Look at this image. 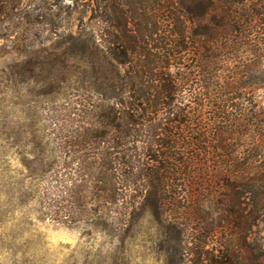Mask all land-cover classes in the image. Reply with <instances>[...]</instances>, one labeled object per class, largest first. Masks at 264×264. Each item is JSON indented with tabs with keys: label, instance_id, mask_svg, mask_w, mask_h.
I'll list each match as a JSON object with an SVG mask.
<instances>
[{
	"label": "trees",
	"instance_id": "16d2710c",
	"mask_svg": "<svg viewBox=\"0 0 264 264\" xmlns=\"http://www.w3.org/2000/svg\"><path fill=\"white\" fill-rule=\"evenodd\" d=\"M99 1L105 25L74 35L59 22L56 0L34 8L0 0V38L14 16L19 52L45 56L38 81L49 85L54 69L57 87L42 94L72 88L88 117L70 140L86 170L62 185L74 209L86 212L87 199L126 203L128 214L148 204L169 216L175 234L182 219L197 220L191 237L199 245L191 252L176 235L172 257L264 264V251L239 248L264 215V101L256 96L264 88V0H131L128 10L122 0ZM64 41L68 52L58 50ZM219 229L238 243L226 234L207 247Z\"/></svg>",
	"mask_w": 264,
	"mask_h": 264
},
{
	"label": "rangeland",
	"instance_id": "374dc122",
	"mask_svg": "<svg viewBox=\"0 0 264 264\" xmlns=\"http://www.w3.org/2000/svg\"><path fill=\"white\" fill-rule=\"evenodd\" d=\"M128 1L122 0L125 10ZM19 2L21 8L28 4L34 8L43 0ZM56 2L59 22L68 28L67 33H89L105 25L101 15L105 2ZM13 17L5 19L7 38H0V264H205L197 263L192 255L181 259L169 253L176 247V235L183 239L181 246L194 251L199 241L191 237L195 232L191 228L197 220L182 219L186 222L183 231L175 234L169 216L156 214L148 204L137 203L128 214L123 208L126 203L103 207L101 201L87 199L86 212L74 209L62 185L86 170V164L73 160L70 151L76 148L70 140L77 129L87 125L88 117L79 115L80 98L72 88L61 96L42 94L57 87L54 69L49 67V85L38 81L43 76L38 64L45 56L19 52L14 44L17 31L10 29ZM30 39L39 42L42 38L31 35ZM71 44L64 41L58 50L68 52ZM242 51L245 54V49ZM72 62L69 72H76L77 64ZM70 84L76 87L81 83L72 79ZM256 96L264 101V88L256 90ZM67 152L70 155L66 156ZM207 203L202 202V208L206 209ZM216 217V212L210 213L205 221ZM224 232L219 229L211 235L207 247H218L226 234L238 243L233 232ZM245 239L239 244L242 252H248L250 246L257 253L264 251V215Z\"/></svg>",
	"mask_w": 264,
	"mask_h": 264
}]
</instances>
